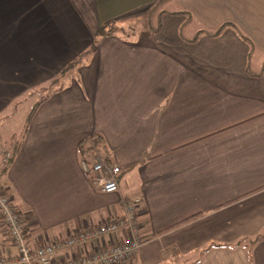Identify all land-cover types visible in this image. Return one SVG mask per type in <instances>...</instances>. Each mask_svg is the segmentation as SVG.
<instances>
[{"label":"crops","instance_id":"0c3cea01","mask_svg":"<svg viewBox=\"0 0 264 264\" xmlns=\"http://www.w3.org/2000/svg\"><path fill=\"white\" fill-rule=\"evenodd\" d=\"M159 1L0 0V187L32 247L120 218L140 198L144 244L124 264H264V0ZM145 15L146 29L129 25L92 52L102 25ZM95 134L127 169L116 193L82 167L80 144ZM10 252L0 217V254Z\"/></svg>","mask_w":264,"mask_h":264},{"label":"built area","instance_id":"2783aa9c","mask_svg":"<svg viewBox=\"0 0 264 264\" xmlns=\"http://www.w3.org/2000/svg\"><path fill=\"white\" fill-rule=\"evenodd\" d=\"M89 147L93 149L95 158L88 156L82 160L85 173L91 176L93 184L102 192H118L122 168L109 163L100 153L94 140L90 141ZM140 202V198L124 202V213L120 218L78 231L67 239L32 247L22 215L15 208L10 196L0 187V217L16 251L0 254V264H124L136 255L144 244L138 217ZM119 232H126L122 240L102 246L106 237ZM76 247L85 248L89 252L65 260L57 258L59 253Z\"/></svg>","mask_w":264,"mask_h":264},{"label":"trees","instance_id":"16d2710c","mask_svg":"<svg viewBox=\"0 0 264 264\" xmlns=\"http://www.w3.org/2000/svg\"><path fill=\"white\" fill-rule=\"evenodd\" d=\"M164 0H160L159 2H163ZM122 22L121 19H114L111 21H108L107 23H105L104 25H102L100 27V29L97 31L96 35L94 36V46L92 48V52H95L97 50V46L102 42V40L104 38H106L107 36H111V35H115L118 33L120 27V23ZM227 24L223 25L220 29H218L214 34L220 33L223 28L226 26ZM84 60L83 55L79 58L76 59L75 61H72L71 63H69L60 73V76L53 79L48 87V91H50L52 88H54L55 86H57L62 78L64 77L65 74H67L70 70L74 69L77 65H79L80 63H82ZM56 91V90H54ZM47 100V97L42 99L41 101L37 102L34 107L32 108L31 112L29 113L27 119H26V123L24 126V130L22 133V136L24 137L27 133V131L30 128V125L34 119V117L36 116V113L39 109V107L43 104V102H45ZM91 140H94L95 143L101 147L104 155L107 154V147L105 145V141L103 139L102 136H99L97 134L92 135L91 137L85 139L81 144H80V150H81V154L84 158L90 156V157H94L95 155L93 153V149L89 147V143ZM22 140L18 141L14 147V149L11 151L9 157L6 159L5 165L2 169V173H6L8 171V169L10 168V166L12 165V163L14 162L17 154L20 151V148L22 146ZM129 170V169H128ZM127 171V169H123L119 175V181L120 179L123 177V175L125 174V172ZM135 199V198H133ZM132 199V200H133ZM130 201V200H129ZM141 203V202H140ZM140 205V204H139ZM139 207V206H138Z\"/></svg>","mask_w":264,"mask_h":264},{"label":"rangeland","instance_id":"374dc122","mask_svg":"<svg viewBox=\"0 0 264 264\" xmlns=\"http://www.w3.org/2000/svg\"><path fill=\"white\" fill-rule=\"evenodd\" d=\"M159 7V6H158ZM164 8H173L172 6H171V4H168V5H165L164 6ZM146 16V17H145ZM144 16V18H143V21H139V22H135V21H130L131 19L130 18H128V19H124L121 23H120V29H119V31H118V33L117 34H123V33H129V34H133V29H131L130 31H129V28H131L129 25H132V28H137V27H140V28H142V29H146L147 27H146V25L148 24L147 23V15H145ZM133 18H136V17H133ZM127 31V32H126ZM128 34V35H129ZM46 92H47V89H46ZM49 92V91H48ZM42 94H45V93H39V94H37L36 96H35V99L36 98H38L39 99V101L40 100H42ZM32 100H34V99H32ZM31 102V101H30ZM30 102H28V104L27 105H25V106H23V108H22V110H21V116H19L18 117V121H19V124L20 123H22L23 121H20V118H24L25 116H26V114L28 113V107L30 106ZM23 120V119H22ZM21 128H22V126L21 127H19V130H21ZM24 129V128H23Z\"/></svg>","mask_w":264,"mask_h":264}]
</instances>
